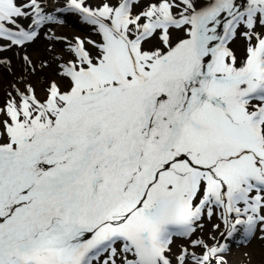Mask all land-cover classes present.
<instances>
[{
    "label": "snow or ice",
    "instance_id": "6c2138e0",
    "mask_svg": "<svg viewBox=\"0 0 264 264\" xmlns=\"http://www.w3.org/2000/svg\"><path fill=\"white\" fill-rule=\"evenodd\" d=\"M0 264H264V0H0Z\"/></svg>",
    "mask_w": 264,
    "mask_h": 264
},
{
    "label": "rangeland",
    "instance_id": "374dc122",
    "mask_svg": "<svg viewBox=\"0 0 264 264\" xmlns=\"http://www.w3.org/2000/svg\"><path fill=\"white\" fill-rule=\"evenodd\" d=\"M61 31L63 33H66V34H71L73 32L79 33L80 29L75 24L70 23L69 25H67L63 29H61ZM8 78H10V77H8ZM5 83H6V80H5Z\"/></svg>",
    "mask_w": 264,
    "mask_h": 264
}]
</instances>
